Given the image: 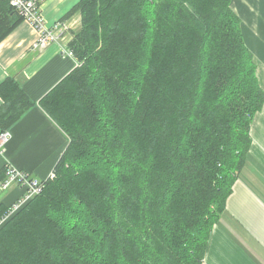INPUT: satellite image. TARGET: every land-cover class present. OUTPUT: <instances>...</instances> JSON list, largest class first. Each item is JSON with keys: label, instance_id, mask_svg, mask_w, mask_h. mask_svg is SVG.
I'll return each instance as SVG.
<instances>
[{"label": "trees", "instance_id": "obj_1", "mask_svg": "<svg viewBox=\"0 0 264 264\" xmlns=\"http://www.w3.org/2000/svg\"><path fill=\"white\" fill-rule=\"evenodd\" d=\"M231 2L80 0L60 20L77 66L38 103L0 83V133L38 104L69 140L1 223L0 264H203L264 104ZM24 20L0 0V42Z\"/></svg>", "mask_w": 264, "mask_h": 264}, {"label": "crops", "instance_id": "obj_2", "mask_svg": "<svg viewBox=\"0 0 264 264\" xmlns=\"http://www.w3.org/2000/svg\"><path fill=\"white\" fill-rule=\"evenodd\" d=\"M80 0H44L45 25L53 27ZM242 20L245 41L254 54L257 76L264 89V0H232ZM75 16L67 21L73 27ZM40 33L28 20L22 21L0 42V83L10 75L23 77V88L38 103L76 66L75 58L61 53L58 43L34 50ZM3 103L0 97V106ZM252 143L238 172L225 211L215 222L203 264H264V104L251 124ZM69 140L63 130L37 104L8 132L0 154V170L12 166L39 179L48 178ZM25 190L14 186L0 192V202L9 206Z\"/></svg>", "mask_w": 264, "mask_h": 264}, {"label": "built area", "instance_id": "obj_3", "mask_svg": "<svg viewBox=\"0 0 264 264\" xmlns=\"http://www.w3.org/2000/svg\"><path fill=\"white\" fill-rule=\"evenodd\" d=\"M9 1L19 12L23 13L25 20H28L39 31L40 35L32 46L34 50H45L51 44L58 43L63 55L76 59L74 52L68 47V41L70 39V36L66 33V30L70 27L68 22H57L53 27H47L45 25V18L41 11V2L44 0ZM7 141L8 132L0 133V154L3 153ZM42 180L43 179H39L30 172L20 168L12 166L6 167L5 177L0 180V191H6L14 186H20L25 187L27 193L25 197L9 211L7 216L0 222V226L1 223L14 214L24 203L41 192L43 188Z\"/></svg>", "mask_w": 264, "mask_h": 264}, {"label": "bare ground", "instance_id": "obj_4", "mask_svg": "<svg viewBox=\"0 0 264 264\" xmlns=\"http://www.w3.org/2000/svg\"><path fill=\"white\" fill-rule=\"evenodd\" d=\"M76 63H77V62H76ZM22 188L25 190L24 194H23V195H22L17 201H15L14 203H12V204L9 206V209H8L7 214L9 213V211H10L11 209H13V207H14L17 203H19V202L25 197V195H26V193H27V190L25 189V187H22ZM41 191H42V190H41ZM38 194H39V193H38ZM38 194H36V195H38ZM36 195H34L33 197H35ZM33 197H32V198H33ZM32 198H31V199H32ZM31 199H29V200H31ZM29 200H28V201H29ZM28 201H27V202H28ZM27 202H26V203H27ZM26 203H24L23 205H25ZM23 205H22V206H23ZM22 206H21V207H22ZM21 207H20V208H21ZM20 208H19V209H20ZM19 209H18V210H19ZM15 212H17V211H15ZM15 212H14V213H15ZM7 214L4 216V218L7 216ZM12 215H13V214H12ZM4 218H3V219H4Z\"/></svg>", "mask_w": 264, "mask_h": 264}, {"label": "rangeland", "instance_id": "obj_5", "mask_svg": "<svg viewBox=\"0 0 264 264\" xmlns=\"http://www.w3.org/2000/svg\"><path fill=\"white\" fill-rule=\"evenodd\" d=\"M74 23H75V22H73V26H74ZM68 35H69V34H68ZM2 192H3V191H2Z\"/></svg>", "mask_w": 264, "mask_h": 264}]
</instances>
